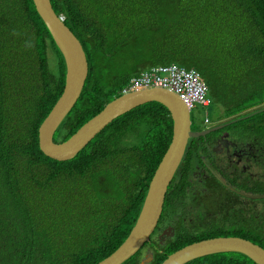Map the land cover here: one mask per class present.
<instances>
[{"label":"trees","instance_id":"16d2710c","mask_svg":"<svg viewBox=\"0 0 264 264\" xmlns=\"http://www.w3.org/2000/svg\"><path fill=\"white\" fill-rule=\"evenodd\" d=\"M49 1L88 65L55 143L119 96L131 78L169 64L198 72L210 103L237 115L228 131L246 134V126L264 139V0ZM64 75L32 0H0V264H97L110 255L133 226L170 143L169 114L152 102L113 120L71 160L44 156L37 130L61 95ZM185 177L179 166L170 183L173 219L185 206ZM234 231L264 247V215L237 220ZM186 243H155L149 264H161ZM138 261L137 253L122 264ZM185 264L254 263L216 253Z\"/></svg>","mask_w":264,"mask_h":264},{"label":"water","instance_id":"95a60500","mask_svg":"<svg viewBox=\"0 0 264 264\" xmlns=\"http://www.w3.org/2000/svg\"><path fill=\"white\" fill-rule=\"evenodd\" d=\"M32 2L65 65L61 95L37 130L38 148L44 156L58 162L69 161L113 120L152 102L163 106L170 115L171 140L149 181L137 218L120 246L97 263L122 264L137 253L152 235L162 213L166 187L184 156L188 139L205 133H194L190 130L188 109L180 97L171 91L152 87L121 93L107 102L99 113L83 123L69 138L55 143L53 135L75 105L87 78L88 65L80 42L63 23L62 18L55 14L50 1ZM216 253H239L254 264H264V249L239 237L214 238L191 243L169 254L161 264H185ZM146 259L140 264L151 261L150 256Z\"/></svg>","mask_w":264,"mask_h":264},{"label":"flooded vegetation","instance_id":"af4514ba","mask_svg":"<svg viewBox=\"0 0 264 264\" xmlns=\"http://www.w3.org/2000/svg\"><path fill=\"white\" fill-rule=\"evenodd\" d=\"M190 121L192 132L205 134L188 139L181 168L185 173L190 164L193 166L189 178L181 184L185 206L175 219L168 187L152 233V240L160 245L196 241L199 237H234L237 220L243 224L253 221L256 203L264 210V199L256 202L252 197L254 192H264V143L225 130L229 120L211 123L209 119L206 125ZM214 229L220 233L209 234ZM155 243L144 246L141 259L153 254L150 248Z\"/></svg>","mask_w":264,"mask_h":264},{"label":"built area","instance_id":"2783aa9c","mask_svg":"<svg viewBox=\"0 0 264 264\" xmlns=\"http://www.w3.org/2000/svg\"><path fill=\"white\" fill-rule=\"evenodd\" d=\"M158 87L170 90L177 94L186 107L191 108L195 104L207 103V87L200 79L199 74L176 64L157 65L150 67L139 75L130 79L123 93L143 88Z\"/></svg>","mask_w":264,"mask_h":264},{"label":"clouds","instance_id":"9594fccd","mask_svg":"<svg viewBox=\"0 0 264 264\" xmlns=\"http://www.w3.org/2000/svg\"><path fill=\"white\" fill-rule=\"evenodd\" d=\"M193 70V69H192ZM195 71V70H194ZM143 72V71H142ZM198 73V72H197ZM139 75V74H138ZM137 76V75H136ZM200 77V76H199ZM202 80V79H201ZM205 84V83H204ZM206 85V84H205ZM207 87V86H206ZM150 88H152V87H150ZM158 88V87H157ZM161 89H163V90H166V89H164V88H161ZM122 91H123V89H122ZM168 91H170V90H168ZM129 92V91H128ZM172 92V91H171ZM207 92H208V87H207V91H206V100H207V103L206 104H204V105H198V104H195L193 107H191V108H188L187 107V109H188V114H189V119H191L192 120V122L194 123V120H193V118H192V116H191V114H190V111L191 110H195V113H196V116H198V115H200V117L197 119V121L195 122V124H202V125H206V124H208V121H209V119H210V122L211 123H218V122H214V121H212L211 120V118H210V115H209V112H208V110L206 109L209 105H210V99L207 97ZM121 93H123V92H121ZM173 93V92H172ZM175 94V93H174ZM176 96H178L177 94H175ZM179 97V96H178ZM184 103V102H183ZM185 105V104H184ZM186 106V105H185ZM168 112V111H167ZM169 114V113H168ZM225 116V115H224ZM169 117H170V115H169ZM237 120H239L238 118H236V119H229V121H228V123L230 124V123H232V122H236ZM172 122V121H171ZM229 124L225 127V130H228V127H229ZM243 128L245 129V131H246V139L248 138V137H253L254 138V140L256 141V142H260V143H264V139H255V137H254V135H253V129H248L246 126H243ZM194 133H196V132H194ZM201 133V132H200ZM235 133H241L240 131H235ZM172 135V134H171ZM202 136H204V135H202ZM199 137V136H198ZM171 140V139H170ZM188 142V141H187ZM186 147H187V143H186V146H185V152H184V156H183V158L186 156V154H187V150H186ZM196 153H197V150H196ZM183 158H181V161H180V163H179V166L181 167L182 165H181V162H182V159ZM179 166H178V168H179ZM192 166L193 165H191L190 164V166H189V168L186 170V172H185V174H186V179L187 178H189V175H190V173H191V171H192ZM178 168H176V171H175V174H176V172L178 171ZM175 176V175H174ZM173 179H174V177H173ZM172 179V180H173ZM172 180L170 181V183L172 182ZM170 183H169V185H170ZM169 185L166 187V189L168 190V187H169ZM167 190H166V193H167ZM147 192V191H146ZM166 193H165V196H164V201H165V197H166ZM146 195V194H145ZM182 196H183V192H182ZM255 196H260L259 198H255ZM263 196V197H262ZM255 200H256V202L258 201V200H261V199H264V193H256L254 196H252ZM264 201V200H263ZM164 203V202H163ZM255 214L259 217V216H261V215H264V210L263 209H261L260 207H259V203H256V208H255ZM213 233H220L219 232V230H217V229H214L213 230V232H211V233H209V234H213ZM153 235V234H152ZM152 235L149 237V239H148V241L144 244V246L145 245H147L148 243H154L155 241H153L152 240ZM234 237H237V236H234ZM214 238H228V237H206V238H201V239H198V240H196V241H193V242H191V243H194V242H198V241H200V240H206V239H214ZM240 238V237H239ZM251 242V241H250ZM191 243H189V244H191ZM187 244V243H186ZM189 244H187V245H189ZM186 245V246H187ZM120 246V245H119ZM144 246L137 252L138 253V258H139V264H140V262L141 261H143V260H147L145 257H143L142 259H141V256H142V250H143V248H144ZM154 245H152L151 246V251L153 252V247ZM259 246V245H258ZM185 247V246H184ZM260 247H262V246H260ZM183 248V247H182ZM263 249H264V247H262ZM137 253H135L134 255H136ZM239 254V253H238ZM133 255V256H134ZM242 255V254H241ZM132 256V257H133ZM244 256V255H243ZM149 257V256H148ZM147 257V258H148ZM150 257H151V261H152V258H153V254L152 255H150ZM246 257V256H245ZM130 259V258H129ZM128 260V259H127ZM126 260V261H127ZM151 261H149V263L151 262ZM164 261V260H163ZM162 261V262H163ZM125 262V261H124ZM161 262V263H162ZM149 263H145V264H149Z\"/></svg>","mask_w":264,"mask_h":264},{"label":"rangeland","instance_id":"374dc122","mask_svg":"<svg viewBox=\"0 0 264 264\" xmlns=\"http://www.w3.org/2000/svg\"><path fill=\"white\" fill-rule=\"evenodd\" d=\"M207 94H208V92H207ZM219 108L220 107L214 102V100L211 99L210 106L207 108L211 120H214L215 122H220V121L224 122L225 120H229V119H232L233 117L237 116V115L224 116V114L222 113V111L219 110ZM190 114H191V116L194 120V124H195V122L200 117V115L196 116L195 110H191ZM240 114H244V113H240Z\"/></svg>","mask_w":264,"mask_h":264}]
</instances>
